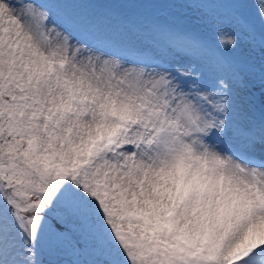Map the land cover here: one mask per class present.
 Segmentation results:
<instances>
[{
    "label": "snow or ice",
    "instance_id": "obj_1",
    "mask_svg": "<svg viewBox=\"0 0 264 264\" xmlns=\"http://www.w3.org/2000/svg\"><path fill=\"white\" fill-rule=\"evenodd\" d=\"M0 264H264V0H0Z\"/></svg>",
    "mask_w": 264,
    "mask_h": 264
}]
</instances>
